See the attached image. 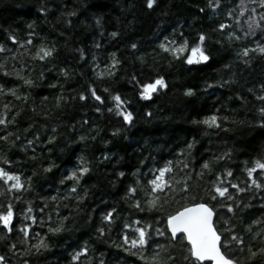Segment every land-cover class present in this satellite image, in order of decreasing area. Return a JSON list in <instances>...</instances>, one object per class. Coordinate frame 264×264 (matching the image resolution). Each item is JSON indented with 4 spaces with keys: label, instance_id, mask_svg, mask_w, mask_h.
Here are the masks:
<instances>
[{
    "label": "trees",
    "instance_id": "trees-1",
    "mask_svg": "<svg viewBox=\"0 0 264 264\" xmlns=\"http://www.w3.org/2000/svg\"><path fill=\"white\" fill-rule=\"evenodd\" d=\"M237 3L239 0H222L221 7L213 14L206 7L207 0H158L151 11L146 9L143 0H0V43L7 42L8 32H14L20 40L29 38L31 32L34 43L43 41L56 47L54 59L43 68L44 79H38L42 68L36 66L31 72L36 86L21 89L29 93L28 103L23 105L25 112L18 117L17 126H10L12 131L19 130L21 139L15 149L4 148L3 154L11 162L0 164V167L20 174L22 180L31 178V190L0 196V205L12 203L14 211L19 213L27 206L13 198L20 195L22 200L31 201L38 209L46 198L62 197L67 192L66 185L70 186L71 182L61 184L60 180L78 165L80 157L88 161L91 169L78 188L80 194L87 191L83 203L77 207L74 201H57L76 208L72 212L63 207L60 209L63 215L70 216L66 222L68 230L50 237V251L27 257L29 264H71V254L84 245L88 247L92 264H99L100 260L103 264H143L135 256L113 245L114 241L122 243L118 233L124 220L132 222L143 218L142 223L151 222L155 215L138 212L122 199L126 188L135 182L133 173L138 169L144 173L149 167L157 165L162 167L168 160L176 163L184 159L178 153L187 142L192 141H195V146L188 162L193 172L200 170L204 160L230 152V159L213 167L221 170L228 168L243 180L246 178L243 171L245 164L264 156V128L259 126L254 108L258 102L247 91L264 81V57L252 54L251 65L246 67L239 63L236 56L238 46H229L223 35L213 31L219 22L231 23L226 14ZM42 7L47 9L44 14L39 10ZM246 7L251 8L252 5ZM201 8H204L203 12ZM70 11H75L76 15L67 16ZM62 12L65 15H61ZM97 17L100 18L99 27L95 22ZM65 20L69 23L66 24ZM29 25L32 27L29 28ZM233 30L235 25L227 29ZM113 31L119 33L116 39L109 35ZM181 31L189 43L198 32L209 36V63L189 66L182 62L183 57L175 60L160 51V42H166V38L174 34L178 36ZM217 39L222 44H217ZM95 42L101 43L102 47L95 48ZM132 43L137 44V49L130 48ZM76 49L84 50V60L80 59ZM112 52L120 61L115 75L96 78L92 70L93 54L100 64V71L109 62ZM61 68L67 70V78L60 74ZM133 75L144 83L163 77L167 87L154 94L151 100H141L134 87L135 82L130 79ZM229 78L235 83L219 86ZM17 83L11 77L0 76V86L14 87ZM50 83L57 86L49 87ZM89 84L105 98L103 105L91 99L85 102L78 99V94L85 91ZM209 84L213 87H207ZM104 88L128 101L125 107L133 114L131 125L124 124L122 117L107 111L110 102L108 93L103 92ZM187 89L193 91L192 96L184 94ZM59 95L67 98L68 102L61 101V106L57 108L54 106L55 97ZM45 96L48 97L46 101L43 100ZM237 97H246L247 100L242 102ZM6 99L9 98L0 97V104ZM98 106L101 112L94 110ZM214 113L228 118L220 129H207L193 123ZM84 120L89 123L82 126ZM29 125L32 127L25 133L23 129ZM53 127L57 130L56 140L51 144L36 145L38 159H30L33 155L31 148L19 150L28 139L34 138V134L46 141ZM225 128L227 131L223 130ZM80 136L94 139L81 141ZM141 161H144L143 165ZM50 162L55 164L52 172H43ZM119 172H124L125 176H118ZM173 174L182 175L178 168H174ZM141 185H144L143 178ZM3 187L0 182V188ZM140 195L143 197L142 193ZM262 202L259 198L249 200L247 196H242L241 210H237L233 223L236 231L244 236L245 244L249 239L244 232L245 223L264 217V209L259 206ZM244 203H251L252 207L244 208ZM113 207L117 208L121 220L113 226L111 233L100 236L96 231L100 226V217ZM34 214L41 215L38 211ZM14 223L19 227V216ZM32 230L46 232V228L38 225H32ZM128 234L133 235L130 229ZM16 235L14 229L11 242H15ZM160 242L163 243V240ZM18 248L22 250L20 245ZM146 254L150 255L151 249ZM0 255L6 256L10 264H20V257L8 252L3 243H0ZM245 255L241 254L242 261Z\"/></svg>",
    "mask_w": 264,
    "mask_h": 264
},
{
    "label": "snow or ice",
    "instance_id": "snow-or-ice-1",
    "mask_svg": "<svg viewBox=\"0 0 264 264\" xmlns=\"http://www.w3.org/2000/svg\"><path fill=\"white\" fill-rule=\"evenodd\" d=\"M144 6L148 10H153L157 6L158 0H143ZM222 0H207L206 7L213 14L221 7ZM252 5L251 8L246 5ZM239 9V11H237ZM44 14L47 9H39ZM201 12L204 8L200 9ZM61 15H65L63 12ZM69 17L76 15L75 11L66 14ZM226 19L231 23L219 22L214 28V32L223 35L229 46L236 44L238 50L236 56L239 63L249 67L251 65L252 54L264 57V0H239L235 7L228 9ZM97 27L100 26V18L96 20ZM65 23L69 21L65 20ZM235 25V30L227 31ZM32 26L29 25V28ZM239 33V34H237ZM33 33H29V38L20 40L14 32H8L7 42L0 43V76L11 77L18 81L14 87L0 86V97L9 98L6 102L0 104V164L10 163L6 155L3 154L4 148L15 149L17 141L21 136L19 130L12 131L19 123L18 117L25 112L23 105L28 103L29 93L21 91L22 88L30 89L36 86L31 72L36 66H40L42 71L38 79H44L43 68L51 63L56 51L55 45L48 46L43 41L39 44L34 43L31 38ZM103 36V32L100 33ZM110 37L116 39L119 33L111 32ZM256 38L253 40V38ZM209 36L204 32L196 33L192 42L181 31L178 36L167 37L166 42H160L158 48L167 56L175 60H180L189 66L207 64L211 61V55L207 51V41ZM248 41V43H244ZM217 44L222 41L217 39ZM255 45L254 47L252 45ZM95 48H101L99 42L94 43ZM132 50L137 49V44L130 45ZM80 54V59H85L83 49H76ZM159 54V53H157ZM27 58V59H25ZM120 61L115 52L109 54V62L100 70V64L97 62L95 54L92 56L93 74L98 79L111 78L115 75V69ZM19 65V67H17ZM225 67H230L226 65ZM60 74L68 77L66 69L61 68ZM137 94L141 100H151L154 94H158L167 87L163 77H157L147 83L141 82L133 75L131 78ZM7 83V81H5ZM235 83L229 78L224 80L219 86ZM55 83H50L49 87L55 88ZM62 87V86H61ZM207 87H213L209 84ZM251 93L258 103L254 105L256 115L259 118V126L264 128V81L258 86L247 90ZM103 92L108 93L107 99L110 106L107 108L109 113H114L122 117L124 124L131 125L133 114L127 110L125 105L128 103L119 94H112L107 88ZM186 96H192L193 91L187 89ZM76 97H73L75 99ZM242 102H246V97H237ZM48 97H43L46 101ZM78 99L85 102L91 99L98 105L105 103V98L97 94V90L89 84L87 89L78 94ZM55 107L61 106V101L68 102L63 95L55 97ZM15 102H19L18 104ZM35 112V109H32ZM101 112L98 106L94 109ZM47 118L46 113H41ZM151 115V113H148ZM227 117H220L217 114L207 116L202 120H194V124L203 125L207 129H220L222 123H227ZM89 122L84 120L83 125ZM32 125L23 129L25 133L29 132ZM91 130V129H90ZM227 131V129H223ZM56 128H51V134L47 136L46 141L40 135L34 134L33 139H28L26 144L20 146V151H26L31 148L33 155L30 159L36 160V145L43 143H54L56 140ZM115 134V133H114ZM94 137L80 136L81 141ZM195 146V141L187 142L185 148L178 153L184 157L174 163L168 160L161 167H149L147 172L141 173L138 169L133 175L135 182L126 188L122 199L129 206L141 213L155 214L151 222L137 219L132 222L124 220L120 232V244L113 245L120 248L130 256H135L143 264H264V217L252 219L245 223L244 232L248 236V244H245V238L236 231V225L233 223L237 218V210L240 209L242 196H247L249 200L259 198L264 201V156L246 163L243 171L246 178L240 180L234 172L228 168L219 169L213 165H219L222 161L231 158L230 152H224L214 155L204 160L200 164V170L193 172L190 170L188 157L191 156ZM107 159V157H105ZM144 164V161H141ZM55 164L50 162L43 168V172H52ZM174 168L179 169V174H173ZM88 161L83 157L79 158L77 166L60 180L61 184L71 182L66 185L67 192L62 197L51 196L44 200V203L38 209L34 208L31 201L22 200L20 195L13 198L16 201L25 203L27 206L22 208L19 213L14 211L12 203L6 206L0 205V243L6 245L8 252L14 256L20 257V264H29L27 257L39 256L44 252L51 250L49 239L52 236L60 235L68 230L66 222L70 219L69 215H63L60 209H68L69 212L76 210L70 207L68 203H58L57 201L67 200L79 204L87 197V191L82 194L78 188L83 177L90 172ZM36 173L34 172L33 175ZM124 177V172L117 174ZM212 177V179H206ZM144 179V185H141V179ZM0 182L4 187L0 188V196L13 193H22L31 190V178L22 180L21 175L0 167ZM243 185V186H242ZM143 194L141 197L140 194ZM260 208L264 209V202L260 203ZM252 207L251 203H244V208ZM38 211L41 215L34 213ZM19 216V227L14 223L15 218ZM121 217L117 208L113 207L104 212L100 217V226L96 228L100 236L105 233H111L113 226L120 221ZM32 225H38L40 228H46V232L33 231ZM133 225H136L133 227ZM17 233L15 242L12 241L13 231ZM132 234L129 236L128 230ZM163 240V243L160 241ZM18 245L22 247L18 248ZM154 246V247H153ZM151 249V254L147 255ZM243 261L241 254H245ZM84 257V261H81ZM0 264H10L6 256L0 255ZM71 264H92L89 257L87 245L80 247L71 254ZM103 264V260L99 261Z\"/></svg>",
    "mask_w": 264,
    "mask_h": 264
},
{
    "label": "rangeland",
    "instance_id": "rangeland-1",
    "mask_svg": "<svg viewBox=\"0 0 264 264\" xmlns=\"http://www.w3.org/2000/svg\"><path fill=\"white\" fill-rule=\"evenodd\" d=\"M247 6V5H246Z\"/></svg>",
    "mask_w": 264,
    "mask_h": 264
}]
</instances>
